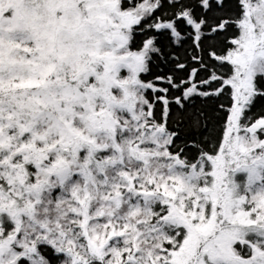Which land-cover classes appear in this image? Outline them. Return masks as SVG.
<instances>
[{
    "label": "snow or ice",
    "instance_id": "obj_1",
    "mask_svg": "<svg viewBox=\"0 0 264 264\" xmlns=\"http://www.w3.org/2000/svg\"><path fill=\"white\" fill-rule=\"evenodd\" d=\"M0 264H264V0H0Z\"/></svg>",
    "mask_w": 264,
    "mask_h": 264
}]
</instances>
